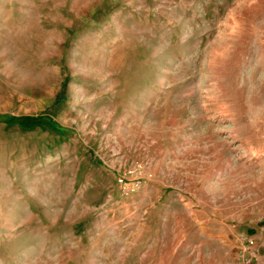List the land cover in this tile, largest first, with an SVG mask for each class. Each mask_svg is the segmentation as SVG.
Instances as JSON below:
<instances>
[{"label":"rangeland","instance_id":"obj_1","mask_svg":"<svg viewBox=\"0 0 264 264\" xmlns=\"http://www.w3.org/2000/svg\"><path fill=\"white\" fill-rule=\"evenodd\" d=\"M0 264H264V0H0Z\"/></svg>","mask_w":264,"mask_h":264},{"label":"built area","instance_id":"obj_2","mask_svg":"<svg viewBox=\"0 0 264 264\" xmlns=\"http://www.w3.org/2000/svg\"><path fill=\"white\" fill-rule=\"evenodd\" d=\"M140 184H141V183H140L139 181H138L137 183L135 182L133 188H134V187L137 188ZM126 190H127V189H126Z\"/></svg>","mask_w":264,"mask_h":264}]
</instances>
